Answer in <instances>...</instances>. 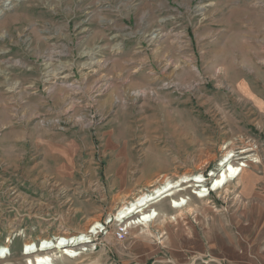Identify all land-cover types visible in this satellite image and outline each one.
I'll use <instances>...</instances> for the list:
<instances>
[{
    "label": "rangeland",
    "instance_id": "obj_1",
    "mask_svg": "<svg viewBox=\"0 0 264 264\" xmlns=\"http://www.w3.org/2000/svg\"><path fill=\"white\" fill-rule=\"evenodd\" d=\"M261 99L264 0H20L0 18V264L97 222L96 250H57L53 264H264ZM226 155L257 189L187 187L188 203L162 199L148 227L118 237L124 202L218 172Z\"/></svg>",
    "mask_w": 264,
    "mask_h": 264
},
{
    "label": "bare ground",
    "instance_id": "obj_2",
    "mask_svg": "<svg viewBox=\"0 0 264 264\" xmlns=\"http://www.w3.org/2000/svg\"><path fill=\"white\" fill-rule=\"evenodd\" d=\"M156 36L157 34H155V37ZM83 54L90 55L89 52H84ZM57 74L58 73L54 70L48 71L47 80L54 79ZM16 89L17 84L10 87V90L12 92L16 91ZM226 157L227 158L225 160H222V163H220V165H222L220 171L211 181L212 190L218 191L219 186L227 181L228 178L237 176L235 180L241 181V178L243 177L248 176V178L250 179L251 176L254 175L248 163L241 164L240 162H238L236 164L234 160L230 159V155H227ZM248 171L249 175H246ZM182 178L184 180L181 179L176 182L167 179L162 184L153 186L149 191H143L133 199L124 202L115 215L116 221L126 225L127 229L137 227L136 224H143L148 227L149 223L154 221V219H156V217L159 215V212H157V209L154 207L158 201L165 198H170L169 202H171V207L179 208L184 202L188 203V201H185V197H181L183 196L182 192H184L187 187H196L197 191H195V193H198L200 196L207 195L202 194V192H206L207 190L206 186L204 185H186L190 182L189 179H191V182L193 183L202 182L203 179H201L199 176H197V178H195L194 180L188 177V175H185V177L183 176ZM232 181L233 180H230L229 183ZM225 186H223V188ZM202 188L204 189L202 190ZM175 197L177 199H175ZM98 228L99 223L97 222L94 225L92 232L96 233ZM58 240H60V243L52 246L54 247V249H63V244L64 246H66V253L75 256L79 244L85 242L88 239L85 238L84 234H81L80 236L76 235L69 238L61 236L58 238ZM46 245L47 242H43L40 247L35 242L26 244L27 250H29L30 253H33L32 255L34 256V260L31 261L32 264H45L50 261L51 257L49 251L43 253L45 250L44 247H46ZM7 251L8 249L6 245H0V259L7 256Z\"/></svg>",
    "mask_w": 264,
    "mask_h": 264
},
{
    "label": "built area",
    "instance_id": "obj_3",
    "mask_svg": "<svg viewBox=\"0 0 264 264\" xmlns=\"http://www.w3.org/2000/svg\"><path fill=\"white\" fill-rule=\"evenodd\" d=\"M19 1L20 0H0V18H1V16L3 14H5L6 11H8L10 9H13L18 4ZM226 156L222 160H225L227 158ZM233 157H234V155H230V159L234 160ZM220 163H222V161ZM220 163H219V167L221 169L222 165H220ZM235 163L237 164V162H235ZM240 163L241 164L242 163L244 164V161L243 162L241 161ZM220 169L218 170V172L220 171ZM218 172L210 171L208 173L202 172V173L196 174L194 177H192V179L194 180L195 178H197V176H199L201 179H203V181L202 182H195L194 185L195 184H201V185L206 186L207 190H206V192H202V194H207L206 196H209L211 193L219 192L221 190L226 189V187L228 186L227 184L229 183V181L230 180H233L234 181L235 178L237 177V176H234L233 178H228L227 181H225L223 184H221L219 186V188H218L219 190L218 191H215V190H212V184H211V182H209V179H213L217 175ZM189 181L191 182V179H189ZM225 185H227V186H225ZM223 186H225V187L223 188ZM203 189L204 188H202V190ZM197 195L199 197H204V196H200L198 193H197ZM114 219H116L115 216H114ZM111 220L112 219H110L109 221H111ZM106 225H107V222H104V223L101 222L100 225H99L100 227L97 229V232L96 233H93L92 230L89 231L88 233H83L85 235V238H87L88 240H86L85 242H82V243L79 244L78 249H77V255H75V256L70 255L69 253H66V246H64L63 244H62V246H63L62 248L63 249H54V247H52V246L60 243V240H58L59 237H61V236L65 237V238L72 237L69 234H67V235L64 234V235H60V236H57V235L55 236L54 235L52 237H45V238H42V239H40L39 241H37L35 243L38 244L39 247H40L43 244V242H47L46 247H44L45 250H44L43 253L49 251V254H50L51 259H50V261L48 263H45V264H53L54 263V257L53 256L56 255L57 250H62L63 251V254L64 255H67L70 258L77 257L79 254L82 253L81 252L82 250L86 251V250L90 249L93 246H94L93 249L96 250L97 247H98V245H97V241L98 240L96 241V239L95 240L92 239V235L97 234V233L98 234L99 233H104V231H107V226ZM121 225L122 226L119 229L118 237L120 239H123V238H125L127 236V227H126V225H124L122 223H121ZM80 235L81 234H79L77 236H80ZM73 236H76V235H73ZM8 240L10 241V238ZM79 247H82V248L83 247H86V249L83 248L80 252H78V250L80 249ZM23 252H24L25 255H29V256H31L33 254V253H30L29 250H27L26 245L23 248ZM6 253H9V249H8V251ZM53 253H55V254H53ZM60 256H61V254H60ZM33 260H34L33 258L32 259L30 258V259L26 260V262H27V264H32L31 261H33Z\"/></svg>",
    "mask_w": 264,
    "mask_h": 264
},
{
    "label": "crops",
    "instance_id": "obj_4",
    "mask_svg": "<svg viewBox=\"0 0 264 264\" xmlns=\"http://www.w3.org/2000/svg\"><path fill=\"white\" fill-rule=\"evenodd\" d=\"M252 96V95H251ZM253 97V96H252ZM260 104H264V100L263 99H261V101H260ZM14 138H16V137H8V136H5L4 138H2V140H1V143L3 144V143H9V144H11V143H15V144H17V141L14 139ZM60 152H62L63 154L64 153H66V151H65V148L63 147V146H61L60 148ZM12 150V148H6L5 150H4V155L6 154H8V153H10V152H12L11 151ZM46 157V159H44V162L45 161H48L49 159H51V157L49 156V155H46L45 156ZM44 162H43V164H44ZM59 172L61 173V174H63V175H66L67 176V174L66 173H70V171H71V158H68V157H65V159L61 162V163H59ZM52 173V172H51ZM256 174V173H255ZM68 175H71V173L70 174H68ZM246 175H249V171L246 173ZM40 176H41V178L40 177H38V179L40 178V181H41V185L44 187L45 185H46V182H47V179H43L44 177V175H42V174H40ZM257 174L256 175H253V176H251V178L249 179L248 178V176H246V177H243V178H241V184H242V186H243V188L245 189V188H251L252 190H255V189H257L255 186H256V184H257V181H258V178H257ZM37 181V180H36ZM39 181V180H38Z\"/></svg>",
    "mask_w": 264,
    "mask_h": 264
}]
</instances>
